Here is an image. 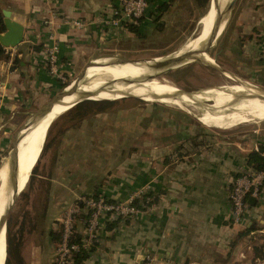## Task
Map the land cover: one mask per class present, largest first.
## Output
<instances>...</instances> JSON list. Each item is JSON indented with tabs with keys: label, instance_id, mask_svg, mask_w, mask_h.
I'll return each instance as SVG.
<instances>
[{
	"label": "crops",
	"instance_id": "1",
	"mask_svg": "<svg viewBox=\"0 0 264 264\" xmlns=\"http://www.w3.org/2000/svg\"><path fill=\"white\" fill-rule=\"evenodd\" d=\"M0 1L4 3L0 9H8L10 18L22 27V38L14 46H4L9 57L0 59V145L10 141L7 131L17 115L26 114L31 100L52 80L43 64L47 45L57 44L65 68L95 51L140 48L141 43L162 35V29L157 30L148 17L139 23L141 36L124 22L119 27L104 25L102 21L111 15L118 0ZM75 18L82 20V27L71 25L70 20ZM225 35L228 43L223 54L232 52L242 67L264 79V0H243L233 27ZM69 131L73 128L62 135L54 160L51 148L44 150L48 167L56 162L48 178L55 208L49 212L48 206L46 219L49 214L51 217L42 233L24 236L20 250L23 264L52 263L55 242L48 231L54 229L61 205L94 190L107 198L120 199L139 189L151 192L153 200L126 221L119 218L110 229L101 224L93 249L78 264H264V252L254 254L248 241L250 236L264 233V190L261 197L250 202L240 222L232 221L228 201L232 178L253 168L247 154L264 146V129L253 127L240 134L234 133L240 130L217 129L214 134L196 137L201 138L199 143L206 141L204 146H192L189 140L191 145L186 146L180 138L167 140L163 135L159 139L153 131L147 135L145 153L137 149L118 158L112 153L101 156L102 149L90 142L81 154L85 162L73 160L70 167L72 158L63 142ZM178 143L186 151L174 150ZM93 155L99 159L98 165L104 164L103 173L100 168L92 171ZM76 161L86 164L84 169L68 174ZM60 163L65 167L56 169ZM69 178L70 184L63 181ZM77 228L78 232L82 230L80 217Z\"/></svg>",
	"mask_w": 264,
	"mask_h": 264
},
{
	"label": "rangeland",
	"instance_id": "2",
	"mask_svg": "<svg viewBox=\"0 0 264 264\" xmlns=\"http://www.w3.org/2000/svg\"><path fill=\"white\" fill-rule=\"evenodd\" d=\"M242 1L232 0L225 25L218 33L217 38L208 46L205 55L203 54L199 58L162 70L157 75L162 76L189 94L201 96V100L207 103L216 102L219 96L217 91L220 90H229L230 88L251 89L254 86L264 91V79L252 75L247 67L246 69L244 68L245 66L242 67L239 64L240 61L234 57L232 52L231 54H223V51L226 49L224 45L228 43L225 34L230 27H233L234 17ZM226 2L227 0H218L215 5L216 11L221 10ZM3 5L4 3L0 1V7ZM213 6L214 2L210 3V0H205L202 4L200 0H172L169 9L161 15V20L164 22L161 37L141 43L140 48L134 47L124 51L118 49L95 51L79 62L69 63L65 68L63 65L60 71L62 78L53 77L48 73L52 80L44 85L46 86L45 90H39V93L28 104L27 110L24 109L27 113L18 114L15 121L8 128L7 132L9 133V138L11 136V139L9 142L0 145V166L8 158L13 134L27 119L28 113L33 112L46 101L59 94L62 89L64 90L69 87L72 82L79 78L81 70L88 65L87 63L94 60L92 63L106 62L112 60V58L152 61V59H162V57L173 55L182 45L201 31L205 25L204 16L213 9ZM144 45L147 46L145 47ZM206 55L210 62L204 60ZM180 56L182 55L179 54L175 58ZM50 83L51 85H47ZM90 99L92 98H88L87 100ZM114 101L115 103L105 107L106 109L87 115L86 119L81 123L82 125L73 128V131H69V133L63 136V142L67 146L65 148H68V154L72 158L68 162L69 167L71 166L70 161L73 160H79L80 163L85 162L86 159L80 158L81 154L84 155V152L90 147V142L102 149V151L100 149L101 156H108L112 153L113 156H117L118 158V156L125 154L130 155L136 152L137 149L145 153L148 149L147 135L148 133L152 134L153 131H157L156 134L159 139L163 136H166L167 140H178L180 138L181 142H187L186 146H190L191 144L192 146H204L206 141L199 143L198 140H201V138L196 139V137L198 135L214 134V131H217V129L225 131L240 130L234 132L235 134L250 131L253 127L264 129V119L241 122L228 127H218L207 125L200 121L197 118L198 111L191 110V112H187L174 104L155 102L134 96H125ZM55 118L58 119L59 116L57 115ZM29 125L33 126L34 124L31 122ZM183 136L185 137L183 138ZM77 142H80V144H77ZM184 147V145L178 143L174 150L177 151L179 149L178 153H180L182 150L186 151ZM40 152L41 150L37 154L34 164L31 166L33 168L29 178L27 174V180L23 179V181L26 180L25 185L23 184V189L21 188L16 194L15 200L5 217V225L9 236L20 238L19 254L24 236L31 232L42 233L47 228L49 218L51 217H49V214L46 219L48 206L50 205L49 212L55 208L51 203L50 181L48 178L55 171L53 166L56 162L51 164V167H48V163L46 164V151ZM76 155L78 157H75ZM144 156L142 154V157ZM98 160L94 156L90 167L92 171H98L100 168V171L103 173L105 170L104 164L102 166L98 165ZM80 163L78 164V161H76V164L72 168H68L67 173L69 174L70 170H83L86 164L82 166ZM63 167L65 166L60 163L56 166V169ZM59 176L60 174L57 175V177ZM69 180L70 178L63 181L70 184ZM139 195L140 198L141 193ZM142 209H145V207H142ZM78 217L76 216V218Z\"/></svg>",
	"mask_w": 264,
	"mask_h": 264
},
{
	"label": "bare ground",
	"instance_id": "3",
	"mask_svg": "<svg viewBox=\"0 0 264 264\" xmlns=\"http://www.w3.org/2000/svg\"><path fill=\"white\" fill-rule=\"evenodd\" d=\"M216 10L214 4L213 9L204 16L205 25L201 31L182 45L173 55L162 57V59H152V61L121 60L119 58H112V60L104 63H92L95 60L91 61L83 69L79 78L58 95L50 108L32 121L36 126L28 124L29 127L26 126L20 131L17 141L16 166L18 189H21L27 180L26 176L41 150L48 125L53 118L69 108L70 103L76 99L92 98L109 99L110 101L125 96H134L155 102H166L177 105L187 112L196 110L198 111L197 118L200 121L218 127H228L241 122L264 119V91L254 86L251 89L230 88L229 90L217 91L219 94L217 101L207 103L201 100V96L189 94L162 76L157 75L169 61L176 60L177 55H183L191 49L201 50L212 34L214 38L217 37L225 25L226 15L219 22H216L218 16ZM205 53L203 52L197 57L205 55ZM204 60L210 62L207 55ZM32 128V131L24 135L25 131ZM7 161L8 158L0 166V216L10 200V191L6 193L5 189L9 175ZM24 178L25 181H23ZM21 181L23 182L21 183ZM4 257L5 234L2 228L0 229V264L4 261Z\"/></svg>",
	"mask_w": 264,
	"mask_h": 264
},
{
	"label": "built area",
	"instance_id": "4",
	"mask_svg": "<svg viewBox=\"0 0 264 264\" xmlns=\"http://www.w3.org/2000/svg\"><path fill=\"white\" fill-rule=\"evenodd\" d=\"M147 6L146 0H118L111 10V15L103 20L104 25L119 27L121 23L134 21L140 17ZM71 25L79 28L83 26L80 19L70 20ZM43 62L48 73L53 77L62 78L61 68L64 65L58 57V46L55 42L47 45L43 50ZM1 94V91H0ZM255 150L258 148L255 147ZM264 162V149L259 151ZM264 190V164L258 169H248L235 175L228 189L230 215L234 222H240L250 208L249 197L258 199ZM142 189L134 190L120 199L108 201L103 194L92 196H78V204L71 201L61 205L55 216L54 229L59 231V238L54 246L51 264H72L73 254L81 248L87 249L97 238V229L106 219L120 217L129 218L141 209L132 204V199L137 197ZM85 213L81 219L82 230L78 232L76 216ZM78 232L79 238H72Z\"/></svg>",
	"mask_w": 264,
	"mask_h": 264
},
{
	"label": "trees",
	"instance_id": "5",
	"mask_svg": "<svg viewBox=\"0 0 264 264\" xmlns=\"http://www.w3.org/2000/svg\"><path fill=\"white\" fill-rule=\"evenodd\" d=\"M200 1L202 4L205 0H200ZM146 2H147V6L145 8L144 13L140 17L136 18L134 21H127L123 23L124 26H126L130 31L135 33L137 36H141L138 28L140 21L144 17L150 18L157 30L163 29L164 22L163 20H161V15L169 9L172 0H146ZM4 28L5 26L0 11V32H2ZM37 48L38 45H35L34 49ZM8 57H9V53L7 49L0 43V58L7 59ZM58 57L61 60L59 56V51H58ZM12 62L14 63L15 66L18 65V60L16 58H13ZM46 71H47V67H46ZM114 100H110V101L109 99L79 100L73 105H71L69 108L58 114L59 118L58 119L53 118V120L48 125L40 153H42V151L44 152V150H46L49 147L51 148V154H50V157L52 158L51 161L54 160L57 154V149L61 141L62 135L69 129L79 127L81 123L86 119L87 115L97 113L99 111L106 109L105 107L111 106L113 103H115ZM263 149L264 146L259 145L258 150H251L247 154V162L252 164L254 169L261 168L264 164L263 159L259 154V151ZM100 193L101 192H99L98 190H94L91 194H85V196L96 197ZM151 195H152L151 192L143 191L141 192L140 198L139 195L132 199V204L142 209V207H146L153 200ZM105 199L108 201L114 200L107 197H105ZM74 201L77 202L78 204H81V201L78 199H74ZM77 216L84 219L85 213H80ZM119 218L120 217L113 219H106L104 220L103 224L107 229H110ZM127 219L128 218H124V221H126ZM48 232L51 235L52 240L56 243V241L59 238V231L57 229H53V230L50 229ZM244 233H246V231L240 232V234H244ZM72 238L78 239L79 233L76 232ZM248 241L251 244L254 254L259 255L262 252H264V233L250 236ZM5 243H6V257L4 260V264H23L22 258L20 257L19 254V247L21 243L20 238L9 236L7 227L5 230ZM93 243L87 249L81 248L79 251L75 252L73 254L72 264H78L82 259L86 258L87 255L90 253V251L93 249L94 246Z\"/></svg>",
	"mask_w": 264,
	"mask_h": 264
},
{
	"label": "water",
	"instance_id": "6",
	"mask_svg": "<svg viewBox=\"0 0 264 264\" xmlns=\"http://www.w3.org/2000/svg\"><path fill=\"white\" fill-rule=\"evenodd\" d=\"M212 2H214V4L216 5L218 0H210V3H212ZM231 2H232V0H227L225 6L221 10H218V13H217L218 16L216 18V20H217L216 22H219L224 15H226V18H227V13H228ZM0 11L2 14V20L4 22V26H5L4 30L2 32H0V43L3 46H14L22 38V27L19 23L15 22L14 20H12L10 18V11L8 9L2 8V9H0ZM216 38H214L213 34H212L211 37L208 38V40L205 42V44L201 50H196V49L188 50L185 54L178 57L176 60L169 61L162 70L180 65L181 63L189 61L188 60L189 58L191 60L199 58L197 56L201 55L203 52H206L208 46ZM119 59H121V58H119ZM121 60H126V59H121ZM83 69L81 70V72L83 71ZM62 91H64V90L62 89L61 92ZM60 93L55 95L54 97H52L48 101H46L44 104L39 106L33 112L28 113L27 119L17 129L15 134H13L12 145H11V148H10V150L8 152V156H7L8 157L7 162H8V167H9V175H8V178L6 181V186H5L6 193H8V191H10V200L7 203V205L4 207V209L2 210L1 224H0V229H2V228L4 229V234H5V230H6L5 217H6L8 211L10 210V208H11V206L15 200L16 194L20 191V189H18V186H17V168H16V166H17V141H18L20 131L24 127L28 126V124H30L32 121L36 120L39 116H41L46 110H48L50 108V106L52 105V103L54 102V100H56L58 95H60ZM81 99H88V98L76 99V100L72 101L70 103V105H73L74 103H76L77 101H79ZM30 171L31 170H29L28 175L30 174ZM248 200L250 202H254L253 197H249ZM2 264H4V261H2Z\"/></svg>",
	"mask_w": 264,
	"mask_h": 264
}]
</instances>
